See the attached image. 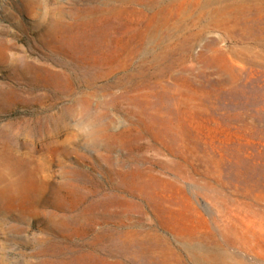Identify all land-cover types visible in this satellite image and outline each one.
I'll return each mask as SVG.
<instances>
[{
  "label": "rangeland",
  "instance_id": "obj_1",
  "mask_svg": "<svg viewBox=\"0 0 264 264\" xmlns=\"http://www.w3.org/2000/svg\"><path fill=\"white\" fill-rule=\"evenodd\" d=\"M0 264H264V0H0Z\"/></svg>",
  "mask_w": 264,
  "mask_h": 264
},
{
  "label": "clouds",
  "instance_id": "obj_2",
  "mask_svg": "<svg viewBox=\"0 0 264 264\" xmlns=\"http://www.w3.org/2000/svg\"><path fill=\"white\" fill-rule=\"evenodd\" d=\"M78 130H79V129H78ZM81 134L84 135V136H86V137L88 136V134L85 133V132H83V131H81Z\"/></svg>",
  "mask_w": 264,
  "mask_h": 264
}]
</instances>
